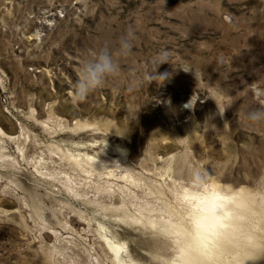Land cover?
Segmentation results:
<instances>
[{
	"label": "rangeland",
	"instance_id": "rangeland-1",
	"mask_svg": "<svg viewBox=\"0 0 264 264\" xmlns=\"http://www.w3.org/2000/svg\"><path fill=\"white\" fill-rule=\"evenodd\" d=\"M129 26L119 80L78 98L82 61ZM250 106L264 0H0V264H174L188 169L264 170Z\"/></svg>",
	"mask_w": 264,
	"mask_h": 264
},
{
	"label": "clouds",
	"instance_id": "clouds-1",
	"mask_svg": "<svg viewBox=\"0 0 264 264\" xmlns=\"http://www.w3.org/2000/svg\"><path fill=\"white\" fill-rule=\"evenodd\" d=\"M136 29L129 26L119 37L116 49L101 47L85 58L77 70L75 95L83 99L108 80H119L121 59L134 47ZM167 53L154 58L157 67L167 63ZM165 79L166 74H157ZM139 81L131 78L129 87ZM244 126L264 128V106H250L243 113ZM183 198V227L174 264H259L264 260V170L244 186L225 184L193 165L186 174ZM48 264H58L52 255Z\"/></svg>",
	"mask_w": 264,
	"mask_h": 264
}]
</instances>
